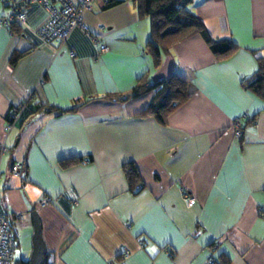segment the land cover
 Masks as SVG:
<instances>
[{
	"label": "crops",
	"instance_id": "crops-1",
	"mask_svg": "<svg viewBox=\"0 0 264 264\" xmlns=\"http://www.w3.org/2000/svg\"><path fill=\"white\" fill-rule=\"evenodd\" d=\"M104 1L83 14L91 35L76 28L58 50L0 27V213L23 214L12 264H264V98L243 84L264 63V0H191L207 35L236 48L216 55L195 33L158 44V63L149 18L130 0ZM25 11L32 28L48 17L40 4ZM92 38L107 51L97 54ZM172 74L193 94L164 123L140 115L157 88L127 92ZM23 102L43 110L6 133ZM130 162L140 177L132 188ZM45 196L52 202L40 205Z\"/></svg>",
	"mask_w": 264,
	"mask_h": 264
},
{
	"label": "trees",
	"instance_id": "trees-1",
	"mask_svg": "<svg viewBox=\"0 0 264 264\" xmlns=\"http://www.w3.org/2000/svg\"><path fill=\"white\" fill-rule=\"evenodd\" d=\"M123 0H105L104 8L111 7ZM136 7L137 12L141 16H146L150 21V40L147 45L153 51L154 61L158 63L157 45L160 44L162 49L175 41H179L189 35L200 34L212 53L216 55H224L236 48V45L230 40L214 39L207 35L203 25L198 18L188 9L191 0H130ZM12 32H20L21 28H13ZM258 68L255 74L243 81L244 86L255 92L261 98H264V63L262 59L258 60ZM139 78L128 93V95H138L148 89H155L149 105L143 109L140 115H152L159 122L164 123L166 116L177 106L185 102L195 91V87L191 81L172 74L166 80L156 82L151 86H146ZM141 82V83H140ZM140 83V84H139ZM121 98V97H120ZM17 108V106L15 107ZM13 109V108H12ZM25 108L19 116L21 122L26 120L32 113L43 110L41 105L31 108ZM51 110V109H50ZM46 111H48L46 109ZM252 121V120H251ZM80 158H68L61 160L65 165L78 162ZM124 170L130 187L135 186L139 181V173L133 163L124 164ZM19 264H31L29 261H23ZM42 264H46L45 262Z\"/></svg>",
	"mask_w": 264,
	"mask_h": 264
},
{
	"label": "built area",
	"instance_id": "built-area-1",
	"mask_svg": "<svg viewBox=\"0 0 264 264\" xmlns=\"http://www.w3.org/2000/svg\"><path fill=\"white\" fill-rule=\"evenodd\" d=\"M93 0H80L73 3L71 0H0L1 4L6 6L7 11L0 15V27H5L10 30L13 24L18 25L22 31L30 34L34 39L40 43L50 44L58 50L68 39L70 33L74 29H79L87 35H91L88 28L82 21L85 11L91 9ZM40 4L47 8L48 17L38 27L32 28L27 22V14L25 6L29 4ZM92 43L97 54L107 51V46L92 38ZM70 55L75 53L70 51ZM25 108V103L19 104L17 108L11 109L6 115V122L4 130L8 133L22 111ZM235 136H241L240 118H237L234 123ZM8 151V147L4 142H0V159L1 156ZM21 162L12 161L10 170L13 175H18L20 171ZM140 186H136L138 189ZM195 198L191 194H183L184 203L189 206L194 202ZM52 202V197L45 196L40 201V205ZM23 214L19 212L0 213V264H12L13 250L15 240L12 232V224L21 222ZM215 247V246H213ZM121 256H128L129 252L121 246L119 250ZM207 264H214L215 261L212 256L206 259ZM223 264V263H218Z\"/></svg>",
	"mask_w": 264,
	"mask_h": 264
}]
</instances>
